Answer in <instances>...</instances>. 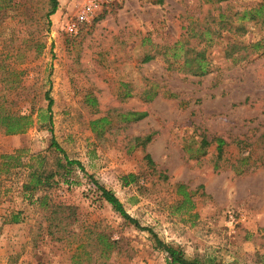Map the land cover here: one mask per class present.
<instances>
[{
    "label": "rangeland",
    "instance_id": "obj_1",
    "mask_svg": "<svg viewBox=\"0 0 264 264\" xmlns=\"http://www.w3.org/2000/svg\"><path fill=\"white\" fill-rule=\"evenodd\" d=\"M83 2L58 0L47 19L48 0H0V115L31 113L34 120L18 135H6L0 125V162L18 151L21 164L42 157L43 166L53 170V136L83 167L74 166L67 183L61 179L47 191L52 203L73 208L64 233L56 222L50 227L48 212L22 192L28 176L23 167L7 177L0 170V264H166L150 235L99 199L90 178L189 258L264 264V25L262 19L244 20V29L225 31L216 20L224 10L231 21H243L241 12L261 0H117L68 34L66 23ZM203 24L211 27L209 35ZM187 49L192 51L185 55ZM204 49L205 76L178 70ZM147 56L151 60L144 62ZM163 91L179 99L165 98ZM132 111L147 116L130 123L120 119ZM104 117L109 125L98 137L90 123ZM150 134L145 147L134 142ZM202 134L227 143L218 170L214 144L199 160L183 151L186 141L196 146ZM240 157H248L249 168L237 173L231 166L239 168ZM129 173L139 178L125 187L121 178ZM177 184L194 193L193 210L176 211ZM13 213L21 214L18 224L8 223ZM99 236L115 242L108 257Z\"/></svg>",
    "mask_w": 264,
    "mask_h": 264
},
{
    "label": "trees",
    "instance_id": "obj_2",
    "mask_svg": "<svg viewBox=\"0 0 264 264\" xmlns=\"http://www.w3.org/2000/svg\"><path fill=\"white\" fill-rule=\"evenodd\" d=\"M224 0H204L206 4H218ZM49 9L46 13L47 19L54 15L58 9V0H48ZM264 0H261V3L255 7L248 10H245L241 12V16L238 18V21L233 22L230 20V18L226 17V13L223 10H219V13L217 15L218 23L217 26L220 29L223 27V29L226 31H239L241 29H244V25L242 22L244 20H247L250 22H259L260 19H262L261 24L264 25ZM215 21V20H213ZM204 25V24H203ZM223 25V26H222ZM229 25V26H227ZM205 28V30H204ZM203 30L205 31L206 35L210 34L211 27H208L206 24L203 26ZM217 31L216 29L214 30ZM177 44V43H176ZM174 45V48H176L177 45ZM259 44H256V47H258ZM27 50L33 49V46H26ZM183 51V49L181 48ZM179 50V51H181ZM36 51H39V48H37ZM192 50L187 49L185 52V55H188ZM206 50H202L200 52H196V55L194 57H188L184 59V62L178 69L179 71L185 72L187 74H191L193 76H205L209 70H208V63L205 57ZM178 54H175L174 57H177ZM151 60V57L147 56L144 59V62H148ZM169 65H179L176 62L170 63ZM157 94L153 95L156 96ZM126 97H129V94L125 95ZM162 96L168 99L178 100L179 94L172 92V91H163ZM146 94V98H147ZM44 99L47 101V108L46 112L48 113V116L46 117V120L48 121V130L50 133H52L51 130V110L53 106V99L50 96V92L47 91L44 94ZM87 101L92 105L96 106L97 103L95 99L89 97L87 98ZM120 119L125 123L130 122H138L142 119H144L147 116L146 112H126L119 115ZM0 125L4 128L6 135H18L25 133L28 129H30L34 125V120L32 119V115L30 114H24V115H15V114H1L0 115ZM91 130L96 134V136H101L103 132L105 131V126L109 125V121L107 118H101L98 120H94L90 123ZM195 133V132H193ZM152 141V134L146 135L144 137H137L134 139V142L137 146L145 147L147 144H149ZM192 139H190L188 142L186 141L183 146V151L188 159L190 160H199L201 157H204L207 154V149L211 145H215V160L213 163L214 170H218L221 167V162L223 161L224 157V148L227 145L226 141L221 137H215L208 139L204 134L200 136V140L197 143L196 146L193 145ZM51 147L54 148L55 152H57V155L55 157V169L53 170H47L43 166V158L38 157L35 160V164L30 165L29 163L21 164L20 155L19 152L16 151L12 154H7L1 156V162H0V170L2 171V174L4 176H9L11 174V171L23 167L25 171H27V179L25 182L21 185V190L24 194H27V197L30 199L31 202L35 203L37 207L45 212L47 211L48 214H46L45 219L49 221L50 227L51 224L56 222L57 228L59 232L64 233L66 230V226L69 224L67 222V219H69L73 214V208L70 206H66L64 204H55L52 203L50 200L49 195L47 194V191L52 188L53 185L58 184L61 179L63 180L68 176L71 169L76 166L80 170L83 171V167L80 162L76 160H70L65 152L60 148V146L57 144L55 139L51 138ZM34 158V157H33ZM41 158V159H40ZM248 157H240L237 159V164L240 165L239 168L235 167L234 165L231 166V168L236 171L237 173L244 172L245 169L242 166L248 167L246 163V160ZM144 160L146 161L147 165L149 167H154V163L150 157V155H145ZM35 165V166H33ZM58 177V181H55L54 178ZM164 178H167L166 176H163ZM139 178V175L129 173L127 175L122 176L121 182L123 186H129L133 183H136ZM66 180L64 179V182ZM90 181L92 185L95 188L96 193L99 196V199L103 200L106 204H108L113 212H115L121 219H123L128 224L132 225L136 230L140 232H147L152 241L154 248L157 251L162 252L165 255V261L166 264H213L214 262L211 259H204V258H189L185 255L184 251L180 247H175L171 244H168L164 242L158 234L150 227L142 226L138 220L131 217L130 214L126 211L121 201L117 198V196L114 194V192L106 189L104 186L100 185L96 180L93 178H90ZM67 183V182H65ZM44 191V192H43ZM43 192V193H42ZM36 193H40V196H37L34 198ZM175 193L177 196L180 197V200L177 202V206H175L176 211L184 210L185 212H188L190 210H193L195 208V203L193 201V195L194 193L187 190V186L184 184H177L175 185ZM21 214H11L9 216L8 223L9 224H18L21 221L20 218ZM100 243L103 244L102 254L105 255V257H108L110 252L115 246V242L109 241L102 236H99Z\"/></svg>",
    "mask_w": 264,
    "mask_h": 264
},
{
    "label": "built area",
    "instance_id": "obj_3",
    "mask_svg": "<svg viewBox=\"0 0 264 264\" xmlns=\"http://www.w3.org/2000/svg\"><path fill=\"white\" fill-rule=\"evenodd\" d=\"M117 0H84L80 10L66 23V32L74 34L79 25L89 22L105 5L112 4Z\"/></svg>",
    "mask_w": 264,
    "mask_h": 264
}]
</instances>
